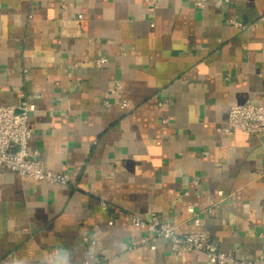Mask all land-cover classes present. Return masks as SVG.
<instances>
[{"label":"crops","instance_id":"1","mask_svg":"<svg viewBox=\"0 0 264 264\" xmlns=\"http://www.w3.org/2000/svg\"><path fill=\"white\" fill-rule=\"evenodd\" d=\"M195 1L0 0V105L35 103L32 156L71 177L0 166V264H217L141 243L152 212L259 260L264 132L219 127L264 104V0Z\"/></svg>","mask_w":264,"mask_h":264},{"label":"built area","instance_id":"2","mask_svg":"<svg viewBox=\"0 0 264 264\" xmlns=\"http://www.w3.org/2000/svg\"><path fill=\"white\" fill-rule=\"evenodd\" d=\"M152 1L154 4L158 0ZM234 0H216L218 6L229 4ZM196 5L205 8L209 0H196ZM82 21V20H81ZM231 22L244 28V21L231 19ZM108 58L101 57L98 62H105ZM117 87L121 88L122 83L118 82ZM164 104V101L161 102ZM122 105L127 107L128 100L123 99ZM35 109V103L24 102L22 105L1 104L0 105V166L18 171L27 178L43 180L50 183L67 184L71 177L65 172H54L45 168L43 163L32 156L30 142L34 135V129L30 125V112ZM167 121V119H164ZM221 131H243L246 134H260L264 132V104L257 103H237L233 104L229 110L226 124L219 127ZM223 194V191H219ZM105 208L109 207L107 201H102ZM212 207L208 211L212 212ZM189 211L193 214L196 222L200 218L195 214L193 205L189 206ZM133 224L141 226L150 232L152 240L143 237L141 243L148 244L151 248H156V239L161 237L168 241L170 248L177 255H183L192 251H203L211 262L217 264H264V228L261 232L263 237L262 252L259 260L248 257H237L231 252L222 250L219 243L208 233H179L177 227L163 220L157 212H152L149 218L142 217L135 213H129Z\"/></svg>","mask_w":264,"mask_h":264}]
</instances>
